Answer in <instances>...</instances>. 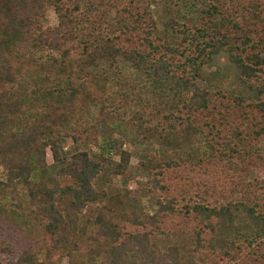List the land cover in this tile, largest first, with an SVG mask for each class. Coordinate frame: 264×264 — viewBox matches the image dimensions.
<instances>
[{
    "label": "trees",
    "instance_id": "trees-1",
    "mask_svg": "<svg viewBox=\"0 0 264 264\" xmlns=\"http://www.w3.org/2000/svg\"><path fill=\"white\" fill-rule=\"evenodd\" d=\"M176 2L197 22L158 26L157 0H0V264H85L80 250L92 264H264V174L252 172L264 170V0ZM220 53L246 92L187 95ZM126 67L143 94L106 93ZM28 72L61 104L23 92ZM130 102L124 126L144 152L111 137ZM131 155L155 211L83 218L105 196L99 181L133 174ZM182 229L193 240L181 253L150 242Z\"/></svg>",
    "mask_w": 264,
    "mask_h": 264
},
{
    "label": "rangeland",
    "instance_id": "rangeland-1",
    "mask_svg": "<svg viewBox=\"0 0 264 264\" xmlns=\"http://www.w3.org/2000/svg\"><path fill=\"white\" fill-rule=\"evenodd\" d=\"M180 4L181 2L177 3L176 0H157V4H153L151 6L153 17L157 22V25L159 26L161 21L165 20L169 16L175 17L179 21H184L186 23L197 22V11H194V9L190 6L187 7L182 6L183 4ZM44 12V21L47 23L52 22L54 20V13L52 11V8L47 6ZM30 72L23 75L24 79L20 80L17 83L18 87L23 92H29L32 90L34 92L37 91L39 93H43L45 91L43 98L46 101L44 102V104L48 105L49 107L52 104L60 105L61 103L57 101L56 94L48 92L47 87L39 86L43 85L44 83L42 72ZM121 73L122 74L119 75L121 78V82L123 81V77H126L128 81L116 85L106 84L108 86V88L107 86L105 88L106 93H114V95H116L117 97H119L120 94L126 92L131 93V91H133L137 95L143 94V92L140 91L139 87L143 86L144 81L138 73L133 72L127 67L123 68L121 70ZM236 74L237 73L235 72L234 68L226 60L224 53H220L215 56V58L211 61L208 67L205 66L204 69H201V74L198 77V80L194 83L195 85L191 86L187 91H185V93H188L187 95H190V93L195 90L196 85L211 90L222 89L225 91L245 93V89L241 85H239L236 80ZM27 94H30V92ZM183 96H185V94ZM138 106L139 105H135V102H130L128 106L125 107V113L119 114L117 118V120L119 121L118 126L116 127L117 132L114 131V134L111 137H114L115 139L120 137L125 139L124 148L135 149V151L144 152V147L140 143H138L136 139L132 138L133 132L130 130V127L128 125L124 126L129 113L132 110L137 109ZM136 142L138 144H136ZM130 143H133V145L136 144V146L133 147V145L131 146ZM116 144L118 145V142H116ZM145 152H148V150H146ZM137 162V156L131 155L129 158V164L131 168L129 169L128 173L133 174L127 175V179L124 177H117L106 180L104 183L102 181L98 182L99 187L106 189L105 196L102 198L101 201L97 202L96 204L93 203V205H89L88 207H86L82 213L83 218H89L97 209L103 206H108L109 208H112L111 204L115 206L113 207L115 217L124 213H135L141 215L142 213L149 214L155 211V209L152 208L155 196L152 194H150L149 196L146 195L143 191V189H145V179L136 177L134 169ZM182 172L184 174H188L186 169ZM252 172L258 176L264 174V170L261 169L259 166L257 168H253ZM1 174L2 170L0 169V176ZM217 231L218 232L216 236V241H219L220 239L226 237L225 231H227V229H221L220 227L217 229ZM175 233L176 234L171 235H165L164 233L158 236H151L150 242L157 246L159 249H163L165 247H172L176 249L178 253H181L183 249H188L192 246L193 237L188 233L187 230L182 229L181 231H176ZM26 234L27 232L24 231L23 236L26 237ZM86 243H88V247L98 245V242L96 243L95 241H86ZM215 245L216 248L220 249V246L217 244V242ZM66 251L67 249H65L64 255L61 254V257L57 258V263L67 261L69 254L66 253ZM206 251L211 253V251H208V249H206ZM89 255L90 254L87 253L86 250H80L79 252L74 253L72 257L76 258L77 260L78 258H82L85 261V264H92L93 258H91Z\"/></svg>",
    "mask_w": 264,
    "mask_h": 264
}]
</instances>
